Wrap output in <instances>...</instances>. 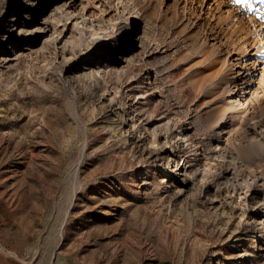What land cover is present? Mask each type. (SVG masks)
<instances>
[{"label":"rangeland","instance_id":"1","mask_svg":"<svg viewBox=\"0 0 264 264\" xmlns=\"http://www.w3.org/2000/svg\"><path fill=\"white\" fill-rule=\"evenodd\" d=\"M38 1L0 0V264H264V0Z\"/></svg>","mask_w":264,"mask_h":264},{"label":"crops","instance_id":"2","mask_svg":"<svg viewBox=\"0 0 264 264\" xmlns=\"http://www.w3.org/2000/svg\"><path fill=\"white\" fill-rule=\"evenodd\" d=\"M3 215V214H2ZM1 218H2V216H0V221H1ZM3 225H4V230L2 229L1 231H0V233H2V238H4L5 240L7 239V236H8V238H10L9 237V233L10 234H14V238L15 239H18V240H21L22 238H21V233H22V230L21 229H17V228H15V226L13 227V225H15V220H14V218H12V220L10 219V221L9 222H4L3 221V223H2Z\"/></svg>","mask_w":264,"mask_h":264},{"label":"bare ground","instance_id":"3","mask_svg":"<svg viewBox=\"0 0 264 264\" xmlns=\"http://www.w3.org/2000/svg\"><path fill=\"white\" fill-rule=\"evenodd\" d=\"M51 0H39L38 1V4L39 5H41V12L43 13L45 10H46V8H48V5H49V2H50ZM17 16H15V18H14V20L13 21H17L18 20V18H16ZM153 146V143L151 142V146H150V148ZM183 167H180V169H182ZM171 182V180L169 179V175H166L165 177H164V180L161 182V185H164V184H169ZM216 264H222L221 263V261H220V259H217L216 260Z\"/></svg>","mask_w":264,"mask_h":264}]
</instances>
